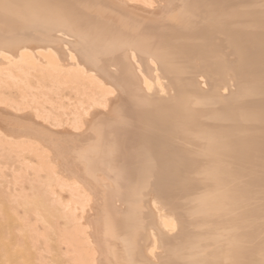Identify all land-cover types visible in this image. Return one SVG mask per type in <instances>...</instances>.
Wrapping results in <instances>:
<instances>
[{"label":"bare ground","instance_id":"6f19581e","mask_svg":"<svg viewBox=\"0 0 264 264\" xmlns=\"http://www.w3.org/2000/svg\"><path fill=\"white\" fill-rule=\"evenodd\" d=\"M0 215V264H264V0H0Z\"/></svg>","mask_w":264,"mask_h":264},{"label":"rangeland","instance_id":"374dc122","mask_svg":"<svg viewBox=\"0 0 264 264\" xmlns=\"http://www.w3.org/2000/svg\"><path fill=\"white\" fill-rule=\"evenodd\" d=\"M1 216V215H0ZM48 257L50 258L51 256L50 255H48Z\"/></svg>","mask_w":264,"mask_h":264}]
</instances>
